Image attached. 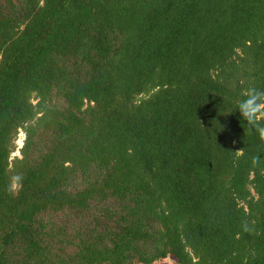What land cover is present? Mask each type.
<instances>
[{
    "label": "trees",
    "instance_id": "obj_1",
    "mask_svg": "<svg viewBox=\"0 0 264 264\" xmlns=\"http://www.w3.org/2000/svg\"><path fill=\"white\" fill-rule=\"evenodd\" d=\"M253 87L264 0H0V264H264Z\"/></svg>",
    "mask_w": 264,
    "mask_h": 264
},
{
    "label": "clouds",
    "instance_id": "obj_2",
    "mask_svg": "<svg viewBox=\"0 0 264 264\" xmlns=\"http://www.w3.org/2000/svg\"><path fill=\"white\" fill-rule=\"evenodd\" d=\"M244 96L245 98L241 100L236 106V111L239 112L241 119L245 121L246 124L249 126L250 131L255 130L258 133L261 141H264V91L258 90L253 87V88H249L244 93ZM23 137L21 140L17 138V140H19V143L17 144L16 143L17 141L15 142L16 143L15 150L18 151V148L22 144ZM252 159H253V163L259 162L258 156H254ZM22 180L23 177L20 175H17L12 178L11 184L8 188V191L12 195L18 194L22 186ZM244 229L245 231L248 230L247 223H245Z\"/></svg>",
    "mask_w": 264,
    "mask_h": 264
},
{
    "label": "rangeland",
    "instance_id": "obj_3",
    "mask_svg": "<svg viewBox=\"0 0 264 264\" xmlns=\"http://www.w3.org/2000/svg\"><path fill=\"white\" fill-rule=\"evenodd\" d=\"M22 132V131H21ZM19 132H18V134H17V138H19ZM17 138H16V140H15V142L18 144L19 143V140H17ZM16 149V148H15ZM12 154H15V155H17L18 154V151L17 150H14V152H12ZM173 263V258H171V257H166V258H164V259H161V260H158V261H155V262H153V263H151V264H172Z\"/></svg>",
    "mask_w": 264,
    "mask_h": 264
},
{
    "label": "built area",
    "instance_id": "obj_4",
    "mask_svg": "<svg viewBox=\"0 0 264 264\" xmlns=\"http://www.w3.org/2000/svg\"><path fill=\"white\" fill-rule=\"evenodd\" d=\"M23 137V133L21 131H19V139L21 140Z\"/></svg>",
    "mask_w": 264,
    "mask_h": 264
}]
</instances>
